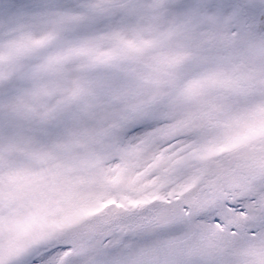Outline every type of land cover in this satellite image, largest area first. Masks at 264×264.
I'll return each instance as SVG.
<instances>
[{
    "label": "snow or ice",
    "instance_id": "6c2138e0",
    "mask_svg": "<svg viewBox=\"0 0 264 264\" xmlns=\"http://www.w3.org/2000/svg\"><path fill=\"white\" fill-rule=\"evenodd\" d=\"M0 264H264V0H0Z\"/></svg>",
    "mask_w": 264,
    "mask_h": 264
}]
</instances>
